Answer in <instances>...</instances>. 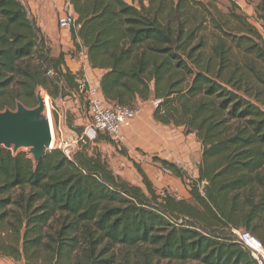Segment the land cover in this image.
<instances>
[{
	"label": "trees",
	"instance_id": "1",
	"mask_svg": "<svg viewBox=\"0 0 264 264\" xmlns=\"http://www.w3.org/2000/svg\"><path fill=\"white\" fill-rule=\"evenodd\" d=\"M229 3L223 14L196 0H69L73 47L104 71L103 99L132 108L159 100L155 122L182 127L201 145L197 178L185 176L190 198L177 199L134 161L142 187L116 175L90 143L72 160L53 149L38 163L1 149L0 257L255 264L232 230L264 245V36ZM254 13L264 21V0ZM77 79L62 52L51 55L25 2L0 0V111L36 107L38 89L52 99L78 93ZM153 162L183 177L174 164Z\"/></svg>",
	"mask_w": 264,
	"mask_h": 264
},
{
	"label": "crops",
	"instance_id": "2",
	"mask_svg": "<svg viewBox=\"0 0 264 264\" xmlns=\"http://www.w3.org/2000/svg\"><path fill=\"white\" fill-rule=\"evenodd\" d=\"M23 1L28 6L37 26L48 39L52 56L55 57L62 52L65 65L72 74L78 77V73L81 72L82 78L87 80L89 86L99 88V82L104 71L91 69L85 50L80 48L76 51L71 38L64 31H61V40L57 41L54 37L53 27H56L55 24H57L54 16L61 11L60 0ZM69 13L71 12L69 11ZM54 44L58 47L61 45V49L59 51L52 49ZM71 94L73 97L77 95ZM68 99L69 97L66 96L62 100L66 102ZM146 103H138L139 114L132 123L124 128L125 140L121 147L111 146L117 151L122 148L127 157L119 154L113 158L109 157L113 161L110 168L116 175L131 184L142 187L140 175L134 167H131L132 161H134L159 193L167 191L177 199L188 200L190 196L189 189L185 184L187 182L185 176L190 179L197 178V166L201 159V145L195 135H184L182 127L164 126L155 122L153 119L154 106L152 108ZM70 129L75 130L72 127ZM97 147L103 149V143H98ZM153 157L174 164L179 168L183 177H178L171 172L168 175L163 174L159 163L153 162Z\"/></svg>",
	"mask_w": 264,
	"mask_h": 264
},
{
	"label": "built area",
	"instance_id": "3",
	"mask_svg": "<svg viewBox=\"0 0 264 264\" xmlns=\"http://www.w3.org/2000/svg\"><path fill=\"white\" fill-rule=\"evenodd\" d=\"M67 3L69 4V0ZM247 19L264 36V21L258 18L254 12L248 14ZM75 23L76 18L72 13L62 14L57 19V27L64 32L73 29ZM77 85L78 93H85L88 114L91 119L82 133L67 128L62 122L63 115L61 114H57L58 120L53 125L50 109L48 111L53 139L49 151L58 149L68 160H72L84 145L96 141L98 135H103L113 143L122 145L125 140L124 128L132 123L139 114L137 108L106 102L99 88L89 86L86 79L77 80ZM46 101L48 102V97H46ZM152 103L156 108L160 101L155 100ZM160 170L163 174L170 173L161 166ZM176 222L180 224L182 219ZM232 233L236 242L249 253L255 264H264V245L256 236L242 230H232Z\"/></svg>",
	"mask_w": 264,
	"mask_h": 264
},
{
	"label": "rangeland",
	"instance_id": "4",
	"mask_svg": "<svg viewBox=\"0 0 264 264\" xmlns=\"http://www.w3.org/2000/svg\"><path fill=\"white\" fill-rule=\"evenodd\" d=\"M126 1L130 2V0H126ZM196 1H200L205 6H208V7H210L209 3H211L212 5L215 6L217 11H219L223 14L227 13V10L230 6L229 1H231L238 7V12H240L241 14H243L247 17L248 14H251L254 12L255 7H256L259 0H196ZM60 2H61V11L57 12V14L54 16L56 18L55 23H57V18L61 14L69 13V11L74 14L72 7L70 6V4L67 3V0H60ZM76 17L77 16L75 15V18ZM55 25H56V27L55 26L53 27L54 37L57 39V41H59V40H61V33L62 32L57 27V24H55ZM70 31L64 32V33L69 35V37H70ZM207 31H210V28H207ZM46 40L48 42L47 38H46ZM53 47L54 48H52V49H54L55 51H59L62 46L59 45V47H58V45L54 44ZM81 78H82V74H81V72H79L78 73V81ZM39 94H41L42 96L48 97V104H49V109L51 112V120H52L53 125L58 120L57 114H61L64 116L62 118V122H64V125L67 128L70 129L72 127L78 133H82L84 131L85 127L90 123L91 119H90V116L88 114L87 101H86L84 92L78 93L75 97H73L72 94H70L69 96H67V97H69V99L66 100V102L62 100L63 98L52 99L51 97H49V95L44 90H41L39 92ZM74 94H76V93H74ZM146 105L151 106L153 108V103L151 101L147 102ZM50 125H51V123H50ZM101 137H102V139H104L106 141L108 140L104 136H101ZM104 140L90 143L89 149L90 150L98 149L99 151H101V153L106 157V160L108 161V164L110 166L111 162L113 163V161H111V159H109V157L113 158V157L117 156L116 154H119V155H121V154H120V151L114 150L111 147L113 145L108 144ZM100 142L103 143V147H104L103 149L97 147V144ZM114 146L115 147L116 146L121 147V145H117V144H114ZM27 151L28 150H26V149H20L18 152L27 154L28 153ZM139 154H141V152H139ZM29 157L32 158L30 155H29ZM131 167H133L132 164H131ZM0 264H15V263H12L11 261L7 260L4 257H0ZM17 264H20V263H17ZM160 264H167V263L161 262ZM170 264H177V263H170ZM186 264H193V263H186Z\"/></svg>",
	"mask_w": 264,
	"mask_h": 264
},
{
	"label": "water",
	"instance_id": "5",
	"mask_svg": "<svg viewBox=\"0 0 264 264\" xmlns=\"http://www.w3.org/2000/svg\"><path fill=\"white\" fill-rule=\"evenodd\" d=\"M40 91L37 90L36 107L26 108L18 103L15 110L0 111V150L7 149L14 156L26 149L35 163L49 151L53 140L46 97Z\"/></svg>",
	"mask_w": 264,
	"mask_h": 264
},
{
	"label": "bare ground",
	"instance_id": "6",
	"mask_svg": "<svg viewBox=\"0 0 264 264\" xmlns=\"http://www.w3.org/2000/svg\"><path fill=\"white\" fill-rule=\"evenodd\" d=\"M46 110L47 111H49V104H48V102L46 101ZM49 121H50V123H51V120H50V118H49Z\"/></svg>",
	"mask_w": 264,
	"mask_h": 264
}]
</instances>
